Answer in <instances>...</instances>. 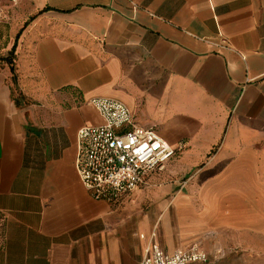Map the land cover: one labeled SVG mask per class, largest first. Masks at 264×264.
<instances>
[{
	"label": "crops",
	"instance_id": "obj_1",
	"mask_svg": "<svg viewBox=\"0 0 264 264\" xmlns=\"http://www.w3.org/2000/svg\"><path fill=\"white\" fill-rule=\"evenodd\" d=\"M0 264H264V0H0ZM114 99L174 156L113 208L75 171ZM161 176L166 200L137 193ZM183 180V181H181ZM144 236L143 239L140 236Z\"/></svg>",
	"mask_w": 264,
	"mask_h": 264
},
{
	"label": "built area",
	"instance_id": "obj_2",
	"mask_svg": "<svg viewBox=\"0 0 264 264\" xmlns=\"http://www.w3.org/2000/svg\"><path fill=\"white\" fill-rule=\"evenodd\" d=\"M11 2L16 4L17 0ZM89 103L102 123L86 125L77 131L75 171L93 200L116 208L145 186L150 174L163 170L175 150L156 131L136 124L121 102L93 99ZM140 264L210 262L198 245L168 253L151 241Z\"/></svg>",
	"mask_w": 264,
	"mask_h": 264
},
{
	"label": "rangeland",
	"instance_id": "obj_3",
	"mask_svg": "<svg viewBox=\"0 0 264 264\" xmlns=\"http://www.w3.org/2000/svg\"><path fill=\"white\" fill-rule=\"evenodd\" d=\"M162 178H158L157 182H151L149 186L143 188L140 192L137 193L136 201L133 204L137 205V208L140 207L142 212H148V210L153 209L156 205H154V201L158 200H166L169 197H159L158 191L160 189L166 188L171 184V178L168 176H161ZM183 181V180H181Z\"/></svg>",
	"mask_w": 264,
	"mask_h": 264
},
{
	"label": "trees",
	"instance_id": "obj_4",
	"mask_svg": "<svg viewBox=\"0 0 264 264\" xmlns=\"http://www.w3.org/2000/svg\"><path fill=\"white\" fill-rule=\"evenodd\" d=\"M14 52H15V45L13 46L12 50L7 54L5 57L0 58V62H5L9 66V69L12 74V81L16 82V76L14 74V65H13V59H14Z\"/></svg>",
	"mask_w": 264,
	"mask_h": 264
}]
</instances>
